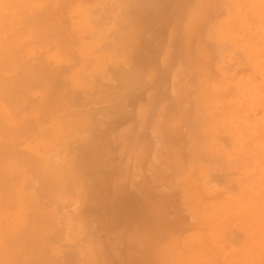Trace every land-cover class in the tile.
<instances>
[{
  "label": "rangeland",
  "instance_id": "rangeland-1",
  "mask_svg": "<svg viewBox=\"0 0 264 264\" xmlns=\"http://www.w3.org/2000/svg\"><path fill=\"white\" fill-rule=\"evenodd\" d=\"M4 49L0 264H264V0H0Z\"/></svg>",
  "mask_w": 264,
  "mask_h": 264
},
{
  "label": "bare ground",
  "instance_id": "bare-ground-1",
  "mask_svg": "<svg viewBox=\"0 0 264 264\" xmlns=\"http://www.w3.org/2000/svg\"><path fill=\"white\" fill-rule=\"evenodd\" d=\"M152 18V17H151ZM4 51L7 53V51L4 49ZM10 59H12V57L10 56V54H8L7 53V56H5V55H3V54H1L0 55V64H1V67H2V70H4L5 69V67L6 66H4V64L8 61V64H9V60ZM7 68V67H6ZM0 79H2V78H0ZM4 81L2 80V82L1 83H3ZM0 87H2V86H0ZM1 89V88H0ZM5 97V96H4ZM7 113V112H6ZM9 114V113H8ZM6 116V115H5ZM12 118V117H11ZM8 121H9V119H8ZM10 121H12V120H10ZM7 125V124H6ZM13 125V124H12ZM11 126V125H10ZM9 148V146L6 148V150ZM5 150V151H6ZM7 153V152H6ZM3 154H5V152H3L1 149H0V158H2V157H4L3 156ZM1 160V159H0ZM40 163H38V165H37V167L39 166V167H41V165H39ZM42 164V163H41ZM6 166V165H5ZM13 166V168H11ZM7 167V171H9V173L8 172H1V170H0V172H1V176H0V185H2L3 184V179L5 178V175H20L21 174V172L18 170V169H21V168H19L18 166H15L13 163H10V164H8V166H6ZM5 167V168H6ZM47 169V168H46ZM45 169V170H46ZM44 173H46V172H44ZM55 176H57L56 174H54ZM53 179H55L54 178V176H51ZM58 177V176H57ZM0 187H3V186H0ZM2 204V203H1ZM2 206V205H1ZM2 217V216H1ZM0 217V218H1Z\"/></svg>",
  "mask_w": 264,
  "mask_h": 264
}]
</instances>
